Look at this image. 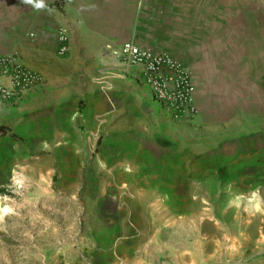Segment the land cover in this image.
Segmentation results:
<instances>
[{"label": "rangeland", "instance_id": "rangeland-1", "mask_svg": "<svg viewBox=\"0 0 264 264\" xmlns=\"http://www.w3.org/2000/svg\"><path fill=\"white\" fill-rule=\"evenodd\" d=\"M217 2L193 124L170 120L114 50L98 66L55 52L47 77L77 90L66 141L28 133L29 103L0 107V264H264V186L240 189L234 172L264 110V0ZM27 5L0 0V18L24 24Z\"/></svg>", "mask_w": 264, "mask_h": 264}, {"label": "crops", "instance_id": "crops-1", "mask_svg": "<svg viewBox=\"0 0 264 264\" xmlns=\"http://www.w3.org/2000/svg\"><path fill=\"white\" fill-rule=\"evenodd\" d=\"M211 1L218 3L217 0H44V9L27 5L24 24L0 18V53H16L26 68L42 77L40 86L24 93L19 103L30 104L28 133L39 139L42 133L54 134L57 140L66 141L74 124L76 97L72 93L77 90L66 87L71 77H65L66 82L53 83L46 73L48 68L58 69L57 63L63 61L55 55L57 29L67 33L68 50L61 58L89 60L98 66L104 64L102 54L131 41L143 50L165 52L188 67L194 77L210 38ZM27 30L29 40L25 42ZM124 71L140 84L135 72ZM195 97L200 111L196 89ZM250 112V118L255 121L251 128L256 131L238 137L234 172L235 186L253 190L264 186V110ZM7 148L9 158L2 165L10 174L18 166V148ZM110 157L113 167L128 170L119 154ZM253 204L259 213H264L260 202Z\"/></svg>", "mask_w": 264, "mask_h": 264}, {"label": "built area", "instance_id": "built-area-1", "mask_svg": "<svg viewBox=\"0 0 264 264\" xmlns=\"http://www.w3.org/2000/svg\"><path fill=\"white\" fill-rule=\"evenodd\" d=\"M57 54L68 50L67 33L56 30ZM117 64L135 72L138 81L173 122L193 124L200 119L196 105L195 85L188 67L165 52L140 49L131 41L121 43L112 53ZM42 83L41 75L26 68L15 53H0V104L13 106L21 96Z\"/></svg>", "mask_w": 264, "mask_h": 264}, {"label": "clouds", "instance_id": "clouds-1", "mask_svg": "<svg viewBox=\"0 0 264 264\" xmlns=\"http://www.w3.org/2000/svg\"><path fill=\"white\" fill-rule=\"evenodd\" d=\"M22 3L32 5L36 9L46 8L44 0H22Z\"/></svg>", "mask_w": 264, "mask_h": 264}, {"label": "bare ground", "instance_id": "bare-ground-1", "mask_svg": "<svg viewBox=\"0 0 264 264\" xmlns=\"http://www.w3.org/2000/svg\"><path fill=\"white\" fill-rule=\"evenodd\" d=\"M4 212V209H2V213Z\"/></svg>", "mask_w": 264, "mask_h": 264}]
</instances>
